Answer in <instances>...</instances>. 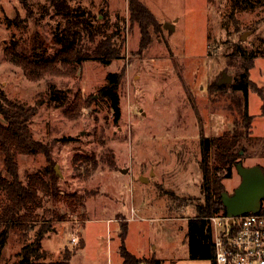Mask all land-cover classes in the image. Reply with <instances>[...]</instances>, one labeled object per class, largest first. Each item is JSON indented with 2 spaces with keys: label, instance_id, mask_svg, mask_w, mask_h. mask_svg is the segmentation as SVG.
Masks as SVG:
<instances>
[{
  "label": "rangeland",
  "instance_id": "rangeland-1",
  "mask_svg": "<svg viewBox=\"0 0 264 264\" xmlns=\"http://www.w3.org/2000/svg\"><path fill=\"white\" fill-rule=\"evenodd\" d=\"M140 1L155 20L147 28L145 49H139L140 30L129 19L127 0H72L71 6L89 11L105 33L118 29L124 39L121 58L107 66L86 60L71 76L31 81L5 57L12 36L19 34L4 19L15 13L24 18L26 12L18 0H0V93L35 107L30 129L34 139L47 145L50 157L48 162L41 154L17 156L19 176L24 180L48 166L62 197L85 194L84 207L74 213L62 202L49 200L37 210L41 221L31 225L29 240L42 226L52 227L41 239L46 264L68 255L70 264H121L122 248L162 264L191 261L187 224L195 215L194 202L203 201L200 138L217 137L233 127L244 135V100L234 86L246 61L234 49L245 33L243 46L257 55L250 62L247 111L253 118L249 138L242 140L241 161L245 167L264 168V6L232 10L230 0ZM28 2L38 20L36 28L49 42L56 23L52 9L44 15L45 0ZM34 24L27 18L22 39ZM111 72L122 74L117 116L97 94ZM223 72L232 81L219 86ZM51 85L66 96L62 105V100L48 98ZM77 157L82 163H74ZM84 158H96L97 167ZM222 183L231 194L240 183L237 171L233 168L231 178ZM132 207L141 210L132 213ZM50 210L67 219L51 220ZM124 216L135 220L126 224ZM20 247L11 234L0 264L16 261Z\"/></svg>",
  "mask_w": 264,
  "mask_h": 264
},
{
  "label": "trees",
  "instance_id": "trees-1",
  "mask_svg": "<svg viewBox=\"0 0 264 264\" xmlns=\"http://www.w3.org/2000/svg\"><path fill=\"white\" fill-rule=\"evenodd\" d=\"M46 6H41L44 15L52 9V16L56 19L51 30V39L47 42L36 28L38 20L33 16L28 0H18L26 17L18 13L12 18H5L7 27H15L18 36H12L5 48L6 59L23 70L24 75L31 81L45 76L70 75L86 60H94L103 66L113 60L120 59L122 54L123 37L116 28L111 33L104 32V25H95L89 11L80 6H71L72 0H45ZM131 22L137 23L140 30L139 49L143 50L148 44V26H154L152 13L140 0H127ZM231 8L254 9L264 6V0H230ZM27 18L34 19L33 29L24 39L21 32L26 33ZM103 16L100 20L102 22ZM106 25V24H105ZM117 27V26H116ZM97 36H100L97 38ZM120 40V41H119ZM235 47L234 52L245 59L244 71L240 79L235 80V89L240 90L244 100L241 125L244 135L233 127L221 135L213 138H200L199 169L202 176L203 201L194 202L195 215L188 219L187 237L189 244L188 257L191 260H209L214 264L215 249L212 242V228L210 218L226 217V210L221 201V194L225 191L222 180L230 179L236 164L242 163L243 137L249 138V125L253 116L247 111V88L250 82V62L256 57L254 50H247L243 40ZM54 48L53 52L50 49ZM122 78L121 72L107 73L104 84L98 89L100 103L111 109L115 115L119 112L118 87ZM235 82V83H236ZM47 93L51 101H60L62 105L66 96L61 90L49 86ZM261 113L264 114V100L262 98ZM35 113L34 106H25L7 99L0 93V258L1 252L11 234L15 235L21 247L16 254L17 260L11 264H46L45 251L41 246V239L50 232V226H42L35 231L34 240H29L32 224L41 221L37 210L42 207L44 200L53 203H63L71 213L77 208H83L85 194H66L61 196L57 187V177L46 166L44 169L27 174L21 179L18 172L19 155L41 154L49 162L47 145L34 139L30 129V119ZM90 167H97L96 158H84ZM82 159L74 158L79 164ZM261 167V166H260ZM263 173L264 168L261 167ZM264 202V200H263ZM261 213H264L262 204ZM43 217V216H42ZM51 220L65 221L66 214L50 210ZM42 221H45L42 219ZM121 235L126 233V224L121 225ZM83 246V245H82ZM82 246L80 248H82ZM121 264H161L154 258H138L121 249ZM70 256L54 264H70ZM4 264H8L7 262Z\"/></svg>",
  "mask_w": 264,
  "mask_h": 264
},
{
  "label": "built area",
  "instance_id": "built-area-1",
  "mask_svg": "<svg viewBox=\"0 0 264 264\" xmlns=\"http://www.w3.org/2000/svg\"><path fill=\"white\" fill-rule=\"evenodd\" d=\"M210 226L214 264H264V213L244 214L231 223L227 217H211Z\"/></svg>",
  "mask_w": 264,
  "mask_h": 264
},
{
  "label": "water",
  "instance_id": "water-1",
  "mask_svg": "<svg viewBox=\"0 0 264 264\" xmlns=\"http://www.w3.org/2000/svg\"><path fill=\"white\" fill-rule=\"evenodd\" d=\"M247 34L241 36V40L246 38ZM232 76L222 73L217 85L230 84ZM235 170L240 177V183L234 188L231 194L223 192L221 201L226 210L228 223L238 216L248 213H259L262 209L264 200V173L259 165L245 167L242 163L235 166ZM147 181V178H141Z\"/></svg>",
  "mask_w": 264,
  "mask_h": 264
},
{
  "label": "crops",
  "instance_id": "crops-1",
  "mask_svg": "<svg viewBox=\"0 0 264 264\" xmlns=\"http://www.w3.org/2000/svg\"><path fill=\"white\" fill-rule=\"evenodd\" d=\"M141 210V208L140 207H137V208H134V207H132L131 208V212L132 213H134L135 211L137 212V211H140ZM125 218H126V216H124ZM132 220H135V218H133L132 216H130L129 218H126V224L128 223V221H132ZM114 222V219H112V218H110V222ZM155 258V257H154ZM206 260H191V261H189V262H186L187 264H202V263H204ZM174 262V261H173ZM161 264H162V262H161Z\"/></svg>",
  "mask_w": 264,
  "mask_h": 264
}]
</instances>
